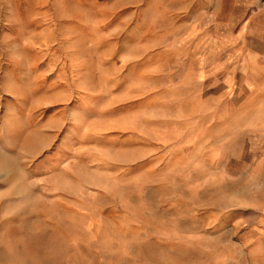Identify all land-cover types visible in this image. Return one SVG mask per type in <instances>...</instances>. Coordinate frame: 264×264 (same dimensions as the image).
Returning a JSON list of instances; mask_svg holds the SVG:
<instances>
[{
    "label": "rangeland",
    "instance_id": "1",
    "mask_svg": "<svg viewBox=\"0 0 264 264\" xmlns=\"http://www.w3.org/2000/svg\"><path fill=\"white\" fill-rule=\"evenodd\" d=\"M0 264H264V0H0Z\"/></svg>",
    "mask_w": 264,
    "mask_h": 264
}]
</instances>
